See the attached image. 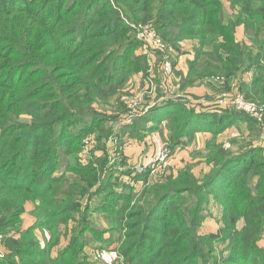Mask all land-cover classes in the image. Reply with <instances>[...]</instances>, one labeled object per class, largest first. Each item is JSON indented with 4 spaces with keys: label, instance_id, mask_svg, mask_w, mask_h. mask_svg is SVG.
<instances>
[{
    "label": "trees",
    "instance_id": "16d2710c",
    "mask_svg": "<svg viewBox=\"0 0 264 264\" xmlns=\"http://www.w3.org/2000/svg\"><path fill=\"white\" fill-rule=\"evenodd\" d=\"M124 17L152 24L167 44L197 40L192 79L215 75L232 89L234 78L252 72L239 92L264 103V0H0V233H20L0 264H82L103 237L93 219L103 212L111 230L123 232L118 252L129 264H264V143H256L263 138L253 117L176 105L172 143L214 130L205 153L212 168L198 177L188 167L162 184L129 169L144 184L137 197L106 166L83 161L86 134L109 135L98 110L145 69L142 43ZM240 27L250 43L237 40ZM239 122L249 140L233 152L217 138ZM210 196L221 204L224 229L207 235L197 225ZM27 202L35 204V223L21 231ZM64 227L70 240L53 256ZM225 241L222 260L205 248Z\"/></svg>",
    "mask_w": 264,
    "mask_h": 264
},
{
    "label": "crops",
    "instance_id": "0c3cea01",
    "mask_svg": "<svg viewBox=\"0 0 264 264\" xmlns=\"http://www.w3.org/2000/svg\"><path fill=\"white\" fill-rule=\"evenodd\" d=\"M236 38L241 42L250 43L244 27L237 30ZM198 44L195 39L167 44L168 55L173 63V73L167 75L159 54L153 50H146L142 43L137 52L144 58L145 69L130 75L122 88V94L112 99L109 108L98 110L100 115L108 119L109 135H101L100 131L90 132L83 139L81 153L83 161L94 160L95 165L106 166L109 172L119 177L121 182L134 187L135 197L140 194L144 184L142 181L131 178L128 171L130 167L143 164L155 156L158 146L169 148L170 155L157 173L147 175L146 179L149 183L162 184L168 179L176 178L182 170L188 167H191L197 176H202L211 170L212 165L208 163L205 153L214 130H198L195 134L182 137V144L174 145L171 141L168 117L176 105L187 107L198 114L219 113L217 98L220 94L226 90L239 91V85L243 81L248 82L253 75L252 72H248L240 78H234L230 82L232 89H227L225 82L215 75L192 79L189 74ZM237 124L246 126L243 122ZM258 131L263 140L259 139L256 143L262 144L264 143V128L258 127ZM248 133L246 128L244 131L238 130L237 137L241 144L232 143L233 138H223V133L218 135L217 143H223L233 152H237L240 147L247 145L249 138L244 143L243 137H247ZM113 159L115 161L111 162ZM204 165L205 168H203ZM198 166L201 167V171H198ZM61 169L56 173L57 175L62 172ZM122 188L118 187V191ZM34 209L33 202L26 203L21 220V231L35 223ZM93 219L94 221L98 219L97 213L94 214ZM73 224L71 223L70 227ZM112 225V219L109 218L105 223L107 228L103 229L105 230L103 237L97 238L95 244L87 247L85 251L87 260L82 264H129L124 262V257L118 252V241H111ZM208 226L209 222L206 221L203 227ZM36 232L44 244V234L39 229ZM66 232L67 228L65 230L64 227L61 242L54 249L53 256H56L58 250L69 242L71 234ZM19 236V232H11L7 237L0 233V253L4 251L1 253V258L9 253L8 248H11L13 240ZM94 248L100 250V257L93 252Z\"/></svg>",
    "mask_w": 264,
    "mask_h": 264
},
{
    "label": "built area",
    "instance_id": "2783aa9c",
    "mask_svg": "<svg viewBox=\"0 0 264 264\" xmlns=\"http://www.w3.org/2000/svg\"><path fill=\"white\" fill-rule=\"evenodd\" d=\"M125 21L136 31V36L142 41L146 50H156L155 52H157L163 60L164 72L167 75H171L173 73V63L168 55L167 44L157 34L155 27L152 24H136L127 18H125ZM217 104L220 108L235 109L243 112L256 119L259 124L264 123V103L248 99L242 92L226 90L217 98ZM169 155V148L158 146L155 156L149 158L147 162L143 164L130 167V169L138 174H155L167 162ZM114 161L115 159L111 160V162ZM97 257H100V252L97 253Z\"/></svg>",
    "mask_w": 264,
    "mask_h": 264
},
{
    "label": "rangeland",
    "instance_id": "374dc122",
    "mask_svg": "<svg viewBox=\"0 0 264 264\" xmlns=\"http://www.w3.org/2000/svg\"><path fill=\"white\" fill-rule=\"evenodd\" d=\"M136 36V31L133 30ZM136 38L138 39V37L136 36ZM141 41V40H140ZM142 43V41H141ZM148 51L153 50L154 52L156 50L154 49H147ZM104 125V124H103ZM107 127H109L108 123H106ZM259 127L264 128L263 124H258ZM239 131H244L245 127L243 125H233L229 128H227L224 132H223V138L225 139H232L234 137H237L238 135V130ZM240 143V142H239ZM241 144V143H240ZM93 151V149L91 150ZM92 154V153H91ZM89 154H87L88 156ZM205 168V165L204 167ZM198 171H201V167L198 166L197 167ZM200 175V173L198 174ZM203 176V175H202ZM201 177V176H198ZM257 182V181H256ZM255 182V183H256ZM189 196V195H188ZM178 200V199H176ZM178 202L181 204V207L183 208L186 205L191 206V200L188 199L187 201L180 199L178 200ZM223 211H222V207L221 204L218 202L217 199H215L213 196H210V201L208 203H206L202 209V216L200 219V225H197L198 228L200 229L201 233L207 234V235H211V234H219L220 232H222V230L224 229V227L222 226V222H223ZM97 220L95 221V225L96 228L101 230V229H106L107 227H105V223L106 221L110 218L108 213L106 214V212L104 213H98L97 214ZM208 221L209 222V226L208 227H203V224ZM245 223V220L242 218L240 219V221L238 222V227H240V229L243 227ZM121 233H123L122 231H111V241H115L118 234L120 235ZM121 243L118 242V248L120 247ZM259 245L264 247V237L263 239H261L259 241ZM205 248H210V251L213 253L212 257L218 258L219 260H222L223 258H225L226 256H228L229 252H230V247H229V242L225 241L223 243H215L213 244V249L212 247H205ZM93 252L96 254L98 251L100 252V250H98V248H94L92 249ZM206 250V249H205ZM2 251V250H1ZM4 251H2L1 253H3ZM0 253V256H1ZM101 254V253H100ZM124 262L126 263L125 259H123ZM198 264H200V262L198 261ZM210 264V263H209ZM221 264H234V263H221Z\"/></svg>",
    "mask_w": 264,
    "mask_h": 264
}]
</instances>
